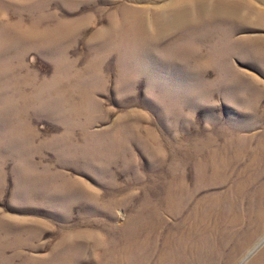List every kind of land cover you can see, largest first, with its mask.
Listing matches in <instances>:
<instances>
[{
    "label": "rangeland",
    "instance_id": "1",
    "mask_svg": "<svg viewBox=\"0 0 264 264\" xmlns=\"http://www.w3.org/2000/svg\"><path fill=\"white\" fill-rule=\"evenodd\" d=\"M187 233L264 264V0H0V264Z\"/></svg>",
    "mask_w": 264,
    "mask_h": 264
},
{
    "label": "bare ground",
    "instance_id": "2",
    "mask_svg": "<svg viewBox=\"0 0 264 264\" xmlns=\"http://www.w3.org/2000/svg\"><path fill=\"white\" fill-rule=\"evenodd\" d=\"M190 232H189V234H190ZM189 234L188 233L184 234L179 239V241H177L176 243H173L172 245H170L169 240L165 241L164 242L165 249L162 251H166V252L159 254V258H158V261L156 264H187L186 262H188V258L185 259V258L177 257L176 254L177 255L180 254L182 256V253L187 252L186 248L189 247V241L191 240V235H189ZM143 258L147 260V257L144 256ZM232 259L228 262V264H234L233 261L236 259H234V260H232ZM259 260H260V258L254 259L251 262V264H258ZM140 262H142V261H140ZM143 262H145V261H143ZM191 262L194 264L198 263L195 258L190 260V262H188V263H191Z\"/></svg>",
    "mask_w": 264,
    "mask_h": 264
}]
</instances>
